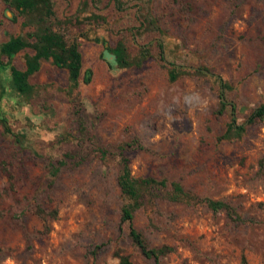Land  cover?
<instances>
[{"label": "rangeland", "instance_id": "rangeland-1", "mask_svg": "<svg viewBox=\"0 0 264 264\" xmlns=\"http://www.w3.org/2000/svg\"><path fill=\"white\" fill-rule=\"evenodd\" d=\"M53 2L55 27L79 44V85L69 93L66 69L50 60L29 76L30 97L8 84L0 264H116L117 251L133 264H156L120 222L118 146L131 141L132 174L166 180L145 194L133 218L150 247L172 248L158 264H264V120L220 140L231 111L218 112L221 91L238 123L264 102V0H122V8L115 0ZM91 13L106 20H89ZM22 20L0 0V44L28 30ZM118 39L131 55L148 46L140 66H115L105 46ZM31 53L1 55L8 81L9 66L24 69ZM172 65L185 71L174 81ZM173 181L228 202L243 220L204 202L167 199Z\"/></svg>", "mask_w": 264, "mask_h": 264}, {"label": "trees", "instance_id": "trees-1", "mask_svg": "<svg viewBox=\"0 0 264 264\" xmlns=\"http://www.w3.org/2000/svg\"><path fill=\"white\" fill-rule=\"evenodd\" d=\"M11 8L17 11L23 20V27L27 31L18 35H11L0 44V54L11 59L16 53L24 48H30L33 53L25 55V68L18 69L13 65L9 66V85L19 95L30 97L35 91V86L28 80L29 76L37 72L43 60H50L55 66L64 68L67 71L69 93H72L79 85V78L82 68V54L79 50L77 39H70L63 32L55 27L57 22L53 0H3ZM116 6L122 8V0H115ZM83 4H88L86 1ZM88 19L100 22L106 17L101 14L91 13ZM146 21V20H145ZM144 22V21H143ZM160 57L163 59L162 45L159 43ZM107 52L111 54L116 67L126 68L130 66H140L142 61L149 54L147 45H141L137 55H131L125 42L118 39L113 46H105ZM173 64V63H172ZM89 72V71H87ZM185 71L180 66L172 65L168 69V78L174 81ZM197 74H204L206 71L194 69ZM219 77V76H218ZM221 90L228 86L220 77ZM85 83L89 82V76L83 78ZM227 107L231 111V120L227 124L219 139L230 140L239 138L246 130L247 124L254 122L255 118L264 120V102H261L253 109L245 122L238 123L235 118V104L226 99L223 91L220 93L219 109L222 112ZM6 132H9L6 120H1ZM131 142H125L118 146L120 171L117 176V184L122 196L120 207V222L128 224V236L132 243L138 247L140 252L147 258L155 260L156 264L161 256L171 251L168 245L150 247L143 233L133 225L135 212L142 206L144 196L152 189L166 187L165 179H156L151 176H135L131 172L130 159L125 153L126 148L132 146ZM65 163L63 159L57 160L56 165H51V174L56 175L59 168ZM171 201L204 202L212 211H224L233 220L242 221L241 216L226 201L212 199L209 197H198L184 189L177 181L171 182V189L165 194ZM118 261L116 264H133L130 255L125 252H116Z\"/></svg>", "mask_w": 264, "mask_h": 264}, {"label": "flooded vegetation", "instance_id": "flooded-vegetation-1", "mask_svg": "<svg viewBox=\"0 0 264 264\" xmlns=\"http://www.w3.org/2000/svg\"><path fill=\"white\" fill-rule=\"evenodd\" d=\"M1 55L3 54H0V120H5V118L3 117V108L5 106V97L9 81L5 75L6 64L2 61Z\"/></svg>", "mask_w": 264, "mask_h": 264}]
</instances>
